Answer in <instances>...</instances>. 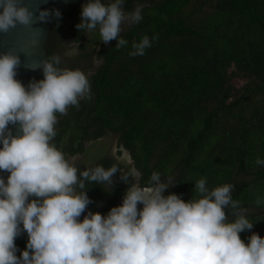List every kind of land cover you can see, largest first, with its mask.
<instances>
[{"label":"trees","instance_id":"1","mask_svg":"<svg viewBox=\"0 0 264 264\" xmlns=\"http://www.w3.org/2000/svg\"><path fill=\"white\" fill-rule=\"evenodd\" d=\"M132 1L125 0V10ZM140 1L146 3L143 19L120 33L128 41L125 47H115L116 40L105 44L98 33L88 39L79 29L67 28L78 42L77 61L91 60L98 44L100 63L88 74L91 98L82 99L78 108L69 106L66 115L57 114L53 143L68 157L88 155L106 131L116 133L141 184L159 172L174 181L165 195L175 192L185 200L200 178L209 187L232 184L233 198L253 222L241 239L247 243L252 232L264 237V166L255 163L264 159V0ZM78 3L70 0L51 24L47 57L55 53L54 31H62ZM144 35L156 37L151 47L143 56L129 55ZM72 60L61 66L78 68ZM89 140L93 143L85 146ZM97 164L118 168L112 185L85 182L90 202L103 201L92 212L101 213L125 194L129 184L120 176L129 168L120 172L122 164L105 155L86 168ZM17 238L19 256L22 233Z\"/></svg>","mask_w":264,"mask_h":264},{"label":"clouds","instance_id":"2","mask_svg":"<svg viewBox=\"0 0 264 264\" xmlns=\"http://www.w3.org/2000/svg\"><path fill=\"white\" fill-rule=\"evenodd\" d=\"M124 3L86 0L77 29L125 47L128 41L120 33L143 19V5L125 11ZM49 15L39 10L36 19ZM33 17L22 0H0V33L31 27ZM154 39L144 35L129 55L143 56ZM19 64L16 52L0 53V171L9 173L6 180L0 176V264H264V237L252 232L245 243L239 235L253 222L229 183L209 187L200 178L185 200L175 192L165 195L171 178L154 171L141 184L130 168L120 176L129 184L122 203L103 215L88 211L81 220L90 203L85 182L112 185L118 171L99 164L79 170L78 158L53 143L57 114L66 115L69 106L78 108L91 98L88 74L62 67L61 57L52 55L29 65L41 68L43 78L26 87L16 78ZM17 123L21 134L13 135L8 126ZM255 163L264 166V159ZM22 230L28 240L17 256L14 241Z\"/></svg>","mask_w":264,"mask_h":264},{"label":"water","instance_id":"3","mask_svg":"<svg viewBox=\"0 0 264 264\" xmlns=\"http://www.w3.org/2000/svg\"><path fill=\"white\" fill-rule=\"evenodd\" d=\"M22 2L33 10L35 16L33 17L34 24L31 27L17 25L16 28L10 29L7 33H0V53L9 50L16 52L20 58V64L16 69V78L27 87L31 80L43 78L41 68H31L29 65L33 61H41L47 58L45 44L48 38V31L57 18L53 10L58 9L62 13L70 0H22ZM43 9H47L50 15L44 21H40L36 17H38L39 10ZM8 128L13 135L21 134L19 123L15 125L9 124ZM8 175V172L0 171V176H3L5 180ZM29 199H35V197H29ZM20 233L23 235V250L26 247L28 235L23 230Z\"/></svg>","mask_w":264,"mask_h":264},{"label":"flooded vegetation","instance_id":"4","mask_svg":"<svg viewBox=\"0 0 264 264\" xmlns=\"http://www.w3.org/2000/svg\"><path fill=\"white\" fill-rule=\"evenodd\" d=\"M85 2H86V0H79L78 5L72 11V14L70 16H68L67 20L63 23L62 31L61 30H59V31L55 30L53 35H52L53 36L52 47H53V51L55 52L54 55H59L61 57L62 63L65 62L66 60H69V59H73V58L75 59V57H76V60H78L77 58L80 57V56H78L79 52H80L79 49L76 48L75 52H73V53L69 51L68 41H70L71 43H77V45H78V42H74L71 40L72 39V34H71L72 29H67V28H69V26L71 25V26H73L74 29L75 28L77 29L76 25L81 20V16H80L81 8ZM137 4H146V3H144L140 0H133L132 1V8L130 10H125V9L124 10L125 11H132L136 7ZM127 27L128 26L125 25L123 27V30H125ZM68 52L72 53V54H67ZM92 143H93V140H89L88 142L85 143V146H90ZM120 146L123 148L122 145H120ZM119 151L120 150H118L117 153H120ZM101 155H105L106 157H115V159L118 160L122 164L120 172H124L125 168L127 166L129 169L131 168L130 164H128L127 161H125L124 159L119 160L111 152V148L108 146V144L105 141H100L99 138L96 141L94 149L91 148L88 155L86 152H81L76 156L78 158L76 160V165H80L83 168H86V167H88L87 165L96 163V161L98 160V158ZM105 186H107V185H105ZM123 196L124 195H119L116 199H114L113 200L114 203L112 204V207L121 204ZM102 204H103V201H101L100 199H98V198L92 199L91 202L87 205V208L85 209L84 215H86L88 211H93V210L97 209ZM139 207H142V205L138 204V208ZM107 211L108 210H103L101 212V214L106 213ZM14 243L17 246H20V239L16 237Z\"/></svg>","mask_w":264,"mask_h":264},{"label":"rangeland","instance_id":"5","mask_svg":"<svg viewBox=\"0 0 264 264\" xmlns=\"http://www.w3.org/2000/svg\"><path fill=\"white\" fill-rule=\"evenodd\" d=\"M85 36L89 39L90 38V35L88 33H85ZM86 41L88 40H84V42L86 43ZM68 47H69V51L70 52H75V49L77 48V43H71L70 41H68ZM96 49L98 50L99 48V45L97 44L96 46ZM97 50H95L93 53H92V56H91V60H87V57L85 56L84 59L82 61H77L76 60V57L75 59L73 58L72 60V63H77L79 65V69L84 71L86 74H90L95 67H97V65L100 63V60L98 58H96V52ZM72 53H67V54H72ZM73 63V64H74ZM100 141H105L108 146L111 148V152L119 159V160H122L124 159L125 161L128 162V164H130V167L131 168H134V163H133V159L131 157V154L128 150L126 149H123L120 144L117 143V134L116 133H113L111 131H106L100 138H99ZM118 150H120L119 152L120 153H117ZM78 154L76 155H73V156H77ZM72 157V156H71ZM135 169V168H134ZM136 170V169H135ZM137 171V170H136ZM138 175L137 177H135L134 179L135 180H138L139 178V171H137Z\"/></svg>","mask_w":264,"mask_h":264}]
</instances>
